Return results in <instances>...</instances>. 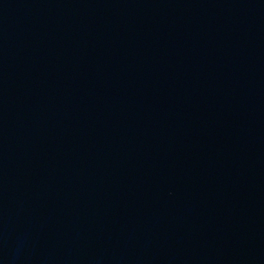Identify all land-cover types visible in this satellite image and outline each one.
<instances>
[{
	"label": "water",
	"instance_id": "95a60500",
	"mask_svg": "<svg viewBox=\"0 0 264 264\" xmlns=\"http://www.w3.org/2000/svg\"><path fill=\"white\" fill-rule=\"evenodd\" d=\"M0 264H264V0H0Z\"/></svg>",
	"mask_w": 264,
	"mask_h": 264
}]
</instances>
